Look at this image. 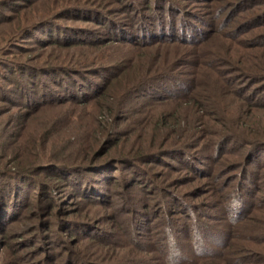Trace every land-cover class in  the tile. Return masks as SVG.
<instances>
[{
	"label": "rangeland",
	"instance_id": "1",
	"mask_svg": "<svg viewBox=\"0 0 264 264\" xmlns=\"http://www.w3.org/2000/svg\"><path fill=\"white\" fill-rule=\"evenodd\" d=\"M0 181V264H264V0H0Z\"/></svg>",
	"mask_w": 264,
	"mask_h": 264
},
{
	"label": "trees",
	"instance_id": "2",
	"mask_svg": "<svg viewBox=\"0 0 264 264\" xmlns=\"http://www.w3.org/2000/svg\"><path fill=\"white\" fill-rule=\"evenodd\" d=\"M171 23V22H170ZM172 24V23H171ZM172 27V29H173V27L175 28V26H170L169 28H171ZM164 30H166V29H162V30H160V33H163L164 32ZM168 30V29H167ZM174 30V29H173ZM144 35V34H143ZM157 40V39H156ZM154 67V66H153ZM153 67L151 68V69H149V70H153ZM119 70H122V69H119ZM107 72L109 73V78H108V80H107V82L105 83V86L104 87H102L103 85H101L100 83H98V82H94L95 84L93 85V89H92V92H93V94H90V95H88V94H86V93H78V96L76 95L75 97L77 98V97H79V100H81L82 102H84V101H87L90 97H95V96H99V95H101L102 94V96L101 97H106L107 99H111L112 101H114V99H113V97H111V91H110V88L111 89H113V87H117L116 85H114V83L116 82V81H114V79L115 78H117V71L115 70V68L113 67V66H109V68H107ZM99 74H103L102 73V71L101 70H99ZM125 72H123L122 73V75L117 79V81L120 79V78H124L125 77ZM136 75V76H135ZM138 75V73H137V69L135 70V71H133L131 74H130V76L128 77V78H125V80H124V94L125 95H127L126 93H133V91H135V92H137V89H140V90H145V89H147V88H150L151 86H153L152 88H154V86L156 87V86H158L159 85V81H161V80H163V77H165V76H167L166 74H165V76L164 75H162V74H156V73H154V74H149L148 76H145V75H141L142 77H139V75ZM78 76H81V73L80 74H78ZM102 76V75H101ZM172 78V77H171ZM86 79V78H85ZM88 80V79H87ZM86 80V81H87ZM78 84H80V86H81V84L82 83H80V82H78ZM84 84V83H83ZM80 89H82V88H80ZM51 90V89H50ZM52 91V90H51ZM54 92H52V94H53ZM76 94V93H75ZM50 96L48 97V98H46L45 100H44V98H43V100L41 99V101H39V102H43V104H45V103H51V94H49ZM113 95V94H112ZM74 96V95H73ZM60 97V96H59ZM109 97H111V98H109ZM111 106H113V105H111ZM110 105L107 107V105H103V107H102V109L104 108V107H107L108 108V110L110 111V107H111ZM107 108H106V111H107ZM117 109H119V107H117ZM108 112V111H107ZM101 121H99V123H100ZM116 140V139H115ZM110 146V145H109ZM100 154V153H99ZM94 155V153H92V151H89V149L88 150H86V151H84V152H80V159L79 160H77V159H74V157H71L70 158V160L68 161V162H64L65 164H63V163H61V164H56L55 162H49V163H47V164H45V165H37V166H33V167H30V168H28V167H22V169H20L22 172H24V174H28L29 172H31V171H33V172H35L34 170H42V168H48V170H50V171H52V170H56V175H58V176H64V172L62 171V170H64L65 168H68V167H74V168H85V167H83V166H89V168L91 167V166H94V165H96L97 163H98V160H97V156H98V153H95V155ZM97 155V156H96ZM153 155H156V154H145V153H142V154H137V155H121V156H118L115 160H113V161H117V160H123V161H126V162H130L129 164H131V163H134V162H136L137 160L136 159H142V158H146V156H151V157H153ZM75 156V155H74ZM93 156V157H92ZM76 160V161H75ZM19 170V171H20ZM3 184V186H2V190H3V187L4 186H6L8 183H5L4 181H0V187H1V185ZM37 185L38 186H40V184L39 183H37ZM15 186L14 185H12L11 187H10V185H8V187L7 188H10V192H12V188H14ZM6 188V189H7ZM4 189H5V187H4ZM7 192H9V191H7ZM9 192V193H10ZM41 192V191H40ZM11 195H13V194H11L10 193V196ZM50 202H54V200L53 199H50ZM7 213V212H6Z\"/></svg>",
	"mask_w": 264,
	"mask_h": 264
}]
</instances>
